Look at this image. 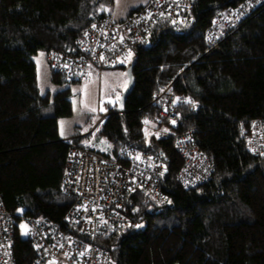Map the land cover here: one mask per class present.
Wrapping results in <instances>:
<instances>
[{
	"label": "trees",
	"instance_id": "16d2710c",
	"mask_svg": "<svg viewBox=\"0 0 264 264\" xmlns=\"http://www.w3.org/2000/svg\"><path fill=\"white\" fill-rule=\"evenodd\" d=\"M246 1L193 0L190 26L164 23L136 43L124 111L111 109L95 132V144L110 145L102 152L87 144L94 131L73 142L60 137L59 119L73 113L72 91L41 94L33 58L71 50L86 29L112 19V0H0V197L17 229L16 264L36 258L21 232L22 220L27 234L33 219L109 250L112 264H264V158L243 140L250 122L264 119V0L237 32L214 45L209 40L213 19ZM119 68L127 70L112 69ZM51 80L71 82L54 71ZM169 86L185 98L177 127L161 119L162 101L154 103ZM151 125L160 134H149ZM188 131L216 166L210 181L192 189L178 182L183 160L174 145ZM72 144L106 160L130 147L160 158L167 201L131 193V225L102 237L70 227L65 218L74 197L63 177Z\"/></svg>",
	"mask_w": 264,
	"mask_h": 264
},
{
	"label": "built area",
	"instance_id": "2783aa9c",
	"mask_svg": "<svg viewBox=\"0 0 264 264\" xmlns=\"http://www.w3.org/2000/svg\"><path fill=\"white\" fill-rule=\"evenodd\" d=\"M167 1L175 3V0H153L142 11L119 22L108 18L98 20L77 38L72 51L50 52L48 63L72 82L91 80L94 73L101 78L107 69L130 67L136 43L149 37L158 26L165 23L184 29L193 22V0H186L185 5L180 2L175 10ZM260 5L261 0H247L217 15L209 34L211 45L226 32L237 29L241 19L247 13L253 14ZM161 101V119L177 127L179 106L185 98L169 86L155 96L154 103ZM107 116L100 114L98 120H92L87 134L103 126ZM243 140L253 156L264 158V119L252 120L243 133ZM174 145L183 160L178 182L184 189L198 187L213 178L215 163L197 144L194 131L177 134ZM164 169L160 158L135 147L121 149L106 160L72 144L63 177L64 190L74 197L66 223L79 227L91 239L129 227L126 200L131 193L140 191L157 202L167 201L161 188ZM29 225L25 237L36 252L32 264H112L107 249L68 238L48 223L30 220ZM16 234L13 216L0 197V264H16L13 255Z\"/></svg>",
	"mask_w": 264,
	"mask_h": 264
},
{
	"label": "rangeland",
	"instance_id": "374dc122",
	"mask_svg": "<svg viewBox=\"0 0 264 264\" xmlns=\"http://www.w3.org/2000/svg\"><path fill=\"white\" fill-rule=\"evenodd\" d=\"M152 1L153 0H112V3L108 6L106 11L112 19L119 20L131 17L134 13L142 11L145 9L144 7ZM180 2L182 5L186 4V0H175V3L167 1V5L175 10ZM248 16H250V13H247L246 17ZM240 28L241 26L232 32H226L224 37L227 38ZM216 29L218 34V27H216ZM76 40L71 50L69 49L62 53L72 51L76 46ZM50 52L46 53L45 51H40L33 58L37 67L38 87L41 94L50 93L51 96L65 88L71 89L73 94V113L68 117L59 119V135L62 139L73 142V136L76 134L86 135L87 132H89L91 126H89V123L92 120L96 121L99 119L100 114H108L111 109L116 108L122 93L128 85L126 69H107L101 78L98 77L97 73H94L91 80L71 81L60 85L51 80V74L54 70L48 63V54ZM101 127L102 126H99L94 130V134L87 139V144L97 147L102 152H107L106 150L109 149L110 145L106 140H101L99 144H95L97 139L95 132L100 130ZM148 131L149 134H160V131H156L153 125L148 127ZM27 229V222L22 220L21 232L23 236L26 235Z\"/></svg>",
	"mask_w": 264,
	"mask_h": 264
},
{
	"label": "water",
	"instance_id": "95a60500",
	"mask_svg": "<svg viewBox=\"0 0 264 264\" xmlns=\"http://www.w3.org/2000/svg\"><path fill=\"white\" fill-rule=\"evenodd\" d=\"M133 64L127 68L126 70V74L128 77V85L127 88L125 89V91L122 93L118 103H117V110L119 112H123L124 108H125V103L127 100L128 95L130 94V92L132 91L133 88V75H132V70H133Z\"/></svg>",
	"mask_w": 264,
	"mask_h": 264
},
{
	"label": "clouds",
	"instance_id": "9594fccd",
	"mask_svg": "<svg viewBox=\"0 0 264 264\" xmlns=\"http://www.w3.org/2000/svg\"><path fill=\"white\" fill-rule=\"evenodd\" d=\"M132 65V64H131ZM129 68V67H128ZM81 134H79V137H80ZM86 135H90V134H86Z\"/></svg>",
	"mask_w": 264,
	"mask_h": 264
},
{
	"label": "crops",
	"instance_id": "0c3cea01",
	"mask_svg": "<svg viewBox=\"0 0 264 264\" xmlns=\"http://www.w3.org/2000/svg\"><path fill=\"white\" fill-rule=\"evenodd\" d=\"M124 19H126V18H123V19H119V21H120V20H124ZM63 140H64V139H63Z\"/></svg>",
	"mask_w": 264,
	"mask_h": 264
},
{
	"label": "bare ground",
	"instance_id": "6f19581e",
	"mask_svg": "<svg viewBox=\"0 0 264 264\" xmlns=\"http://www.w3.org/2000/svg\"><path fill=\"white\" fill-rule=\"evenodd\" d=\"M105 156V155H104ZM3 201V200H2ZM5 207V206H4ZM33 220H35V219H33ZM37 220V219H36Z\"/></svg>",
	"mask_w": 264,
	"mask_h": 264
}]
</instances>
